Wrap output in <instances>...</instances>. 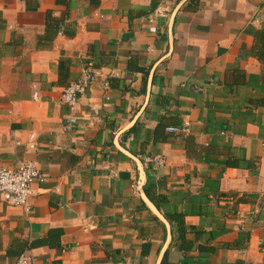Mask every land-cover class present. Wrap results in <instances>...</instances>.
<instances>
[{"label": "crops", "instance_id": "obj_1", "mask_svg": "<svg viewBox=\"0 0 264 264\" xmlns=\"http://www.w3.org/2000/svg\"><path fill=\"white\" fill-rule=\"evenodd\" d=\"M258 30L264 0H0V168L43 175L0 264H264Z\"/></svg>", "mask_w": 264, "mask_h": 264}, {"label": "built area", "instance_id": "obj_2", "mask_svg": "<svg viewBox=\"0 0 264 264\" xmlns=\"http://www.w3.org/2000/svg\"><path fill=\"white\" fill-rule=\"evenodd\" d=\"M95 81V74L84 68L78 79L67 84L61 94L60 103L65 105L69 112L67 113L64 129L69 130L75 123L76 115V103L77 96L83 89V87L91 84ZM37 98V94L34 93V99ZM176 131L177 128H170ZM264 145V141H263ZM148 161H153L155 164L161 165L163 159L160 156L153 158H147ZM43 180V175L34 160H23L18 167L14 169L0 168V194L4 201L13 206H20L25 213L30 212V197L32 195L31 184L34 180ZM263 243V241H261ZM264 245V244H263ZM14 264H38L35 261L33 253L30 249L23 250L17 256Z\"/></svg>", "mask_w": 264, "mask_h": 264}, {"label": "trees", "instance_id": "obj_3", "mask_svg": "<svg viewBox=\"0 0 264 264\" xmlns=\"http://www.w3.org/2000/svg\"><path fill=\"white\" fill-rule=\"evenodd\" d=\"M254 39H255V41H254V54L264 64V30H258L255 34ZM262 86L264 88V81L262 83ZM258 101L260 104L264 105V98H260ZM148 185H149V182L144 187V191L146 192L147 195H150L149 189L147 187ZM151 198L152 197L150 196V199ZM167 216H168L169 220H171L173 218V220L175 219L177 221L176 222V230H177L178 235L176 237V240L181 243V241H183L184 236L186 234V228H185L183 216L181 214H174L172 216H169V214H167ZM162 264H166L165 258L163 259Z\"/></svg>", "mask_w": 264, "mask_h": 264}, {"label": "water", "instance_id": "obj_4", "mask_svg": "<svg viewBox=\"0 0 264 264\" xmlns=\"http://www.w3.org/2000/svg\"><path fill=\"white\" fill-rule=\"evenodd\" d=\"M140 170H141V168H140ZM142 173V172H141Z\"/></svg>", "mask_w": 264, "mask_h": 264}]
</instances>
